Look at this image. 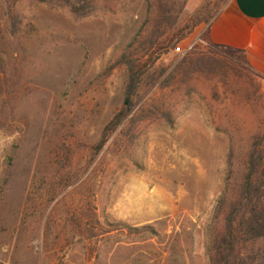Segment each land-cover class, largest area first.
Listing matches in <instances>:
<instances>
[{"label":"rangeland","instance_id":"374dc122","mask_svg":"<svg viewBox=\"0 0 264 264\" xmlns=\"http://www.w3.org/2000/svg\"><path fill=\"white\" fill-rule=\"evenodd\" d=\"M70 1L0 0V264H209L264 74L205 42L222 0Z\"/></svg>","mask_w":264,"mask_h":264},{"label":"trees","instance_id":"16d2710c","mask_svg":"<svg viewBox=\"0 0 264 264\" xmlns=\"http://www.w3.org/2000/svg\"><path fill=\"white\" fill-rule=\"evenodd\" d=\"M86 11L88 7H76ZM162 8L160 19L165 17L166 4L159 2ZM130 62V61H129ZM137 82V74L131 67L128 92L125 105L119 116L126 115L132 105L130 93ZM229 171L224 190L216 204L211 242L207 250L209 264H264V128L257 134L247 154L245 169L238 178L233 176L232 159L229 157ZM155 233L154 229H135V232ZM106 232H111L108 230Z\"/></svg>","mask_w":264,"mask_h":264},{"label":"crops","instance_id":"0c3cea01","mask_svg":"<svg viewBox=\"0 0 264 264\" xmlns=\"http://www.w3.org/2000/svg\"><path fill=\"white\" fill-rule=\"evenodd\" d=\"M205 42L228 52L240 53L264 74V0H222L203 27Z\"/></svg>","mask_w":264,"mask_h":264},{"label":"built area","instance_id":"2783aa9c","mask_svg":"<svg viewBox=\"0 0 264 264\" xmlns=\"http://www.w3.org/2000/svg\"><path fill=\"white\" fill-rule=\"evenodd\" d=\"M177 49L180 50V51H182L180 46H178Z\"/></svg>","mask_w":264,"mask_h":264}]
</instances>
